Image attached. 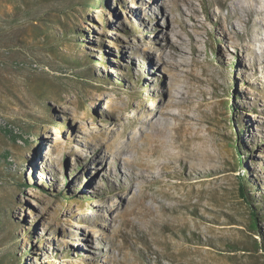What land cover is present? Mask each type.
<instances>
[{"label":"rangeland","instance_id":"1","mask_svg":"<svg viewBox=\"0 0 264 264\" xmlns=\"http://www.w3.org/2000/svg\"><path fill=\"white\" fill-rule=\"evenodd\" d=\"M194 4L0 0V264H264V0ZM155 126L191 159L123 219Z\"/></svg>","mask_w":264,"mask_h":264},{"label":"bare ground","instance_id":"2","mask_svg":"<svg viewBox=\"0 0 264 264\" xmlns=\"http://www.w3.org/2000/svg\"><path fill=\"white\" fill-rule=\"evenodd\" d=\"M178 2H181L189 7L192 11L190 18H193L195 13L198 12L195 7L194 0H175V3ZM241 8H243V5H241L240 1H237L234 11L237 12ZM250 8L253 13H260V11L255 9L254 5ZM161 15L162 12L160 13V11H157L155 16L141 17V20L138 23L145 26H154L156 21L160 19ZM123 64L126 66L128 61L123 59ZM150 124H153V122ZM162 130H164L163 127L155 126L153 127L152 132L143 133L139 137L133 136L128 142L111 143L109 145V148L116 153V156H114L115 158H111L113 159L111 164L118 169L117 162L120 161L128 167L127 169H129V173L127 175H122L120 172L117 174L119 179L123 181L120 186L128 189V191H131L135 182H142L139 193L133 194L130 197L132 207L124 211L122 215L123 219L134 209L141 208L144 201L149 198L147 195L148 189L153 185L162 183V176L166 175L169 177V175H173L172 173L170 174L168 161L172 162L174 159L176 161L183 162L186 158L184 160L185 163L191 159V155L184 156V151L179 150L178 152L173 153V149H180L182 145L178 143L175 138L168 140L163 137L161 135ZM128 153H133L135 155L134 159L125 157ZM155 157L157 158L156 161L153 160ZM105 177L108 180H113V176L108 173H105ZM161 187L162 185L160 188ZM164 194L165 193L162 194V197L166 198ZM75 254V257L81 256L78 252H75Z\"/></svg>","mask_w":264,"mask_h":264},{"label":"trees","instance_id":"3","mask_svg":"<svg viewBox=\"0 0 264 264\" xmlns=\"http://www.w3.org/2000/svg\"><path fill=\"white\" fill-rule=\"evenodd\" d=\"M254 217H255V218H254V221H255V222H254V226L257 227V225H258V224H257V221H258V214H255Z\"/></svg>","mask_w":264,"mask_h":264}]
</instances>
